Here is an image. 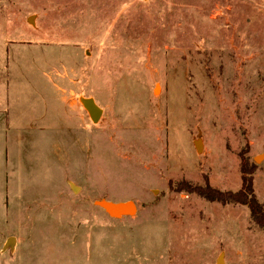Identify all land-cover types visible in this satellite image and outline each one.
<instances>
[{
	"label": "rangeland",
	"instance_id": "1",
	"mask_svg": "<svg viewBox=\"0 0 264 264\" xmlns=\"http://www.w3.org/2000/svg\"><path fill=\"white\" fill-rule=\"evenodd\" d=\"M7 47L44 52L58 103L0 165V264H264L246 206L179 185L236 191L243 160L264 204V0H0Z\"/></svg>",
	"mask_w": 264,
	"mask_h": 264
},
{
	"label": "crops",
	"instance_id": "2",
	"mask_svg": "<svg viewBox=\"0 0 264 264\" xmlns=\"http://www.w3.org/2000/svg\"><path fill=\"white\" fill-rule=\"evenodd\" d=\"M8 48L0 53V152L4 154L0 165L16 169L17 177L15 163L30 151L35 158L36 152L44 150V122L51 118L58 100L48 92L50 85L44 80V52ZM8 177L5 171L4 184Z\"/></svg>",
	"mask_w": 264,
	"mask_h": 264
},
{
	"label": "trees",
	"instance_id": "3",
	"mask_svg": "<svg viewBox=\"0 0 264 264\" xmlns=\"http://www.w3.org/2000/svg\"><path fill=\"white\" fill-rule=\"evenodd\" d=\"M241 185L236 191H221L213 188L204 178V185L189 186L184 182L179 185L184 189L193 191L208 201H217L221 203H236L248 208L251 221L256 224L262 231L264 241V204L259 202L253 189V172L243 160L240 165ZM184 184V185H183Z\"/></svg>",
	"mask_w": 264,
	"mask_h": 264
},
{
	"label": "water",
	"instance_id": "4",
	"mask_svg": "<svg viewBox=\"0 0 264 264\" xmlns=\"http://www.w3.org/2000/svg\"><path fill=\"white\" fill-rule=\"evenodd\" d=\"M32 17L28 19V21H31ZM82 104L85 107V109L88 111L90 118L94 121H97L100 117V110L98 107L90 100V99H83ZM197 149L199 148V142L196 143ZM261 158V156L257 157L255 161H258ZM96 204L103 208L104 211L113 218H120L122 216H129L133 215L136 212V204L132 201H123V202H113V201H107V200H99L96 201ZM15 242L14 237H9L4 248L6 246H12ZM218 264H221V260L219 259Z\"/></svg>",
	"mask_w": 264,
	"mask_h": 264
}]
</instances>
